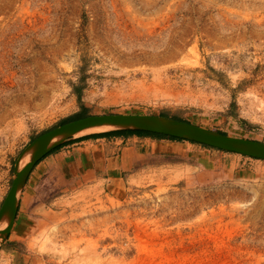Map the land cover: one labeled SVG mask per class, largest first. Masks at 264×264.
I'll return each mask as SVG.
<instances>
[{"label": "rangeland", "instance_id": "1", "mask_svg": "<svg viewBox=\"0 0 264 264\" xmlns=\"http://www.w3.org/2000/svg\"><path fill=\"white\" fill-rule=\"evenodd\" d=\"M104 114L264 143V0H0V207L31 142ZM181 144L121 197L23 186L0 264H264V160Z\"/></svg>", "mask_w": 264, "mask_h": 264}, {"label": "crops", "instance_id": "2", "mask_svg": "<svg viewBox=\"0 0 264 264\" xmlns=\"http://www.w3.org/2000/svg\"><path fill=\"white\" fill-rule=\"evenodd\" d=\"M92 137L71 139L45 155L29 174L21 200L31 199L28 193L33 195L38 183L55 181L100 183L108 197H121L129 181L144 171L143 166L148 165L150 158L174 153L180 146L184 147L181 143H185L136 135ZM206 152L209 154L205 149L198 153L206 157ZM207 166L208 161L203 159L201 167Z\"/></svg>", "mask_w": 264, "mask_h": 264}, {"label": "water", "instance_id": "3", "mask_svg": "<svg viewBox=\"0 0 264 264\" xmlns=\"http://www.w3.org/2000/svg\"><path fill=\"white\" fill-rule=\"evenodd\" d=\"M105 127L110 129L86 133L88 130ZM121 131H141L163 135L194 142L228 153L264 160V143L226 136L188 122L165 116L104 114L73 120L40 135L31 142L18 157L14 166V174L10 189L0 207V223L6 212L10 214L8 225L0 229V244L6 239L13 227L20 193L25 181L37 162L49 152L71 139ZM31 149H33V154L30 160L19 168V160Z\"/></svg>", "mask_w": 264, "mask_h": 264}, {"label": "trees", "instance_id": "4", "mask_svg": "<svg viewBox=\"0 0 264 264\" xmlns=\"http://www.w3.org/2000/svg\"><path fill=\"white\" fill-rule=\"evenodd\" d=\"M85 117H87V116H83V117H81V116H77L76 118L71 119V121H73V120H77V119H81V118H85ZM175 120H176V119H175ZM179 121H182V120H179ZM184 122H185V121H184ZM65 123H68V122L66 121V122H64V123H62V124H65ZM119 135H136V136H146V137L157 138V139H169V140H175V141H182L181 139H177V138L166 137V136H163V135H158V134H153V133H148V132H141V131H121V132H114V133L101 134V135H99V136H100V137H106V136H119ZM92 136H93L92 138H94V136H97V135H92ZM190 143L197 144V143H194V142H190ZM64 145H65V144H64ZM64 145H62V146H64ZM198 145H200V144H198ZM62 146H60V147L54 149V150L51 151V152H54V151L58 150V149L61 148ZM201 146H203V147H205V148H209V147L204 146V145H201ZM41 160H42V159H41ZM41 160H40V161H41ZM40 161H39V162H40ZM39 162H37L36 165H37ZM36 165H35V166H36Z\"/></svg>", "mask_w": 264, "mask_h": 264}, {"label": "bare ground", "instance_id": "5", "mask_svg": "<svg viewBox=\"0 0 264 264\" xmlns=\"http://www.w3.org/2000/svg\"><path fill=\"white\" fill-rule=\"evenodd\" d=\"M107 129H110V128H107V127H105V128H98V129L96 128V129L88 130L86 133L96 132V131H103V130H107ZM32 154H33V149H31V150H29V151H27L25 153V155L19 160V165H18L19 168H21L24 164H26L30 160V157L32 156ZM9 220H10V214L6 212L4 214V216H3V219L1 221V223H0V229L5 228L8 225ZM111 264H113V263H111Z\"/></svg>", "mask_w": 264, "mask_h": 264}]
</instances>
